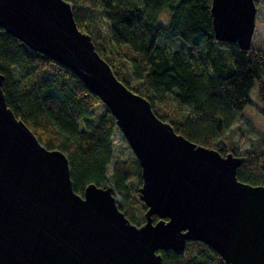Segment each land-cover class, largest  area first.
<instances>
[{"label":"water","instance_id":"water-1","mask_svg":"<svg viewBox=\"0 0 264 264\" xmlns=\"http://www.w3.org/2000/svg\"><path fill=\"white\" fill-rule=\"evenodd\" d=\"M215 39L245 51L255 0H213ZM0 28L71 70L109 109L139 160L146 220L134 224L112 186L74 190L70 163L6 103L0 74V264H164L161 249L205 242L227 264H264V185L237 177L241 156L198 145L120 82L67 0H0ZM158 216L153 221V216Z\"/></svg>","mask_w":264,"mask_h":264},{"label":"trees","instance_id":"trees-1","mask_svg":"<svg viewBox=\"0 0 264 264\" xmlns=\"http://www.w3.org/2000/svg\"><path fill=\"white\" fill-rule=\"evenodd\" d=\"M78 28L91 36L96 52L112 67L118 80L145 97L154 113L177 134L222 155L241 156L237 177L264 185V138L260 146L242 153L227 148L229 131L248 106L264 116V51L253 45L245 51L237 43L215 39L213 0H67ZM261 0H255L259 7ZM98 10L107 26L103 31L86 13ZM168 10L166 23L159 14ZM163 36L183 49L169 50ZM171 45V44H169ZM2 91L15 116L29 127L47 149L64 152L74 190L83 194L91 183L110 185L120 197L119 208L138 226L146 220L147 205L140 198L144 181L135 156L116 160V120L107 107L71 70L32 51L0 28ZM255 95V97H253ZM171 98L178 105L166 104ZM189 107L186 117L182 108ZM97 125L81 127L97 110ZM158 216H153L157 221ZM182 252L161 249L164 264H227L219 252L198 240L186 242Z\"/></svg>","mask_w":264,"mask_h":264},{"label":"rangeland","instance_id":"rangeland-1","mask_svg":"<svg viewBox=\"0 0 264 264\" xmlns=\"http://www.w3.org/2000/svg\"><path fill=\"white\" fill-rule=\"evenodd\" d=\"M74 7V5L72 4ZM87 17H89L97 26L99 25L102 30L106 29L107 23L102 13L98 10L90 11L87 8L84 10ZM256 18V30L253 34L252 45L256 48H261L264 51V0L260 1L259 7L257 9ZM168 10H163L158 17L160 24L166 23L168 20ZM163 41L168 44L169 50L174 51V49H183L186 53L187 58H190V51L188 44L185 41L178 39L177 44L172 43L167 37L163 36ZM171 44V45H169ZM264 80V78H263ZM255 97V95H253ZM166 104L170 106L173 110H178L179 107L174 100L168 98ZM190 108L183 107L179 116L186 117ZM102 115L101 109L98 108L96 114L88 119V122L84 120L80 123V128L92 127V125H97L99 123V118ZM264 138V116L261 115L253 106L246 107L242 112L241 116L235 122L232 128L223 133L222 142L230 149H237L239 152H243L247 149H255L260 146L261 141ZM114 156L112 158L111 164L108 166V172L111 171L113 164L116 160H124L125 158L135 156L132 149H130L128 140L125 139L120 129H116L114 132ZM120 202V197L117 196V203Z\"/></svg>","mask_w":264,"mask_h":264}]
</instances>
